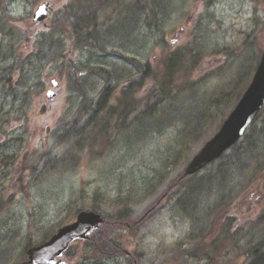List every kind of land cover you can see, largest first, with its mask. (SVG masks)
<instances>
[{
    "label": "rangeland",
    "instance_id": "1",
    "mask_svg": "<svg viewBox=\"0 0 264 264\" xmlns=\"http://www.w3.org/2000/svg\"><path fill=\"white\" fill-rule=\"evenodd\" d=\"M42 1L54 6L47 30L31 22ZM72 2L0 0V264H21L25 249L73 221L78 209L109 214L123 204L134 218L143 215L137 231L113 228L110 238L123 255L95 262L89 256L92 249L78 245L70 264H126L129 257L130 264H240L238 254L250 252L248 246L264 238V108L222 159L161 198L153 210L150 207L218 130L221 122L215 116L224 119L232 109L226 104L224 112L225 97V103H232L240 97L239 83L242 92L250 82L264 50V0H214L208 7L203 0H114L107 9L111 19L100 21L96 32L110 30L108 24L115 18L130 23L124 35L117 36L121 29L114 31L106 51L76 49L69 38L54 35L52 16L70 23L79 14ZM65 5L72 10L66 13ZM60 56L81 68L122 70V78L115 75L111 102H116L121 84L129 86L142 74L144 81L158 78L171 84L168 99L178 103L175 114L169 120L164 111L161 116L167 123L161 126V121L159 129L153 122L137 121L140 135L133 126L121 135L114 128L111 144L105 149L95 146L99 158L84 148L75 152L72 168L62 165V153L77 141V134L61 145H55L53 135L67 128L81 98L77 90L59 87L53 105H46L45 90H54L49 83L55 80L51 63ZM86 73L82 69L79 76ZM103 82L101 75L86 79L94 101ZM43 85L47 87L40 95ZM138 93H147L146 87ZM140 95L132 110L136 116L141 109L150 112L143 101L139 104ZM194 127L201 137L180 157ZM44 153L55 161L35 176L44 167L39 161ZM159 175L166 176L164 184L145 200L147 183ZM233 232L244 235L238 243Z\"/></svg>",
    "mask_w": 264,
    "mask_h": 264
},
{
    "label": "trees",
    "instance_id": "2",
    "mask_svg": "<svg viewBox=\"0 0 264 264\" xmlns=\"http://www.w3.org/2000/svg\"><path fill=\"white\" fill-rule=\"evenodd\" d=\"M211 1H207L206 5H210ZM74 9H76L77 11H79V14H75V16L73 17V22L71 23V28L73 33H76V44L78 47H90V43H91V39L90 38H85V34H84V28H82V25L79 23V15H83V10L84 8L80 6H73ZM63 9L66 10V13H68L69 11L72 10V8L68 5H65L63 7ZM63 14H65L64 10L62 12ZM77 15V17H76ZM52 26L54 27V25H58L60 24L61 26L64 25V23L67 25V20L64 19L63 22H59L55 15L52 17L51 20ZM129 27V24L126 25V28ZM82 30V31H81ZM87 35V34H86ZM73 67L71 66V64L69 62H65L62 63L61 69L58 70L59 71V75L62 76L63 72L68 75V71L70 69H72ZM92 71H97L96 69L92 68ZM111 82V76L109 73L106 74V84L104 85L102 92H101V97L100 99H105L106 97L108 98L110 96V87H109V83ZM11 84H8V87ZM146 87L147 89V93L140 95V93H138V91L140 90L141 87ZM129 88V90H128ZM129 91V92H128ZM79 92L81 93V101L79 103V105L77 106L76 109V120H77V127H76V134H77V141H76V147L77 149H83L85 146V142L88 137V135L86 134L87 130L89 128L92 129H96L98 130V133H96L97 135H103V137L109 142V144L112 143V141L116 138V136H113L111 131H107V119L109 121V123L111 122H115L116 119L113 118L112 116L109 118H106L103 113L104 112H108L109 114H113L116 110H120V116H121V123L119 125H117L120 128L121 132H127L130 127H131V123L136 124L137 121H141L142 124L145 123H152L153 122V126L156 127V129H159L163 124H166L167 122H164V117L161 116V114L166 111V117L170 118L175 114V109L178 105L177 102L169 100L168 98L172 95L173 92V87L171 86V84H166L163 80L158 79V78H153L151 81H144L143 78V74L140 76L139 80L136 81L135 83L131 84L128 86V84H126L125 86H123V89L121 90V92L119 93L118 97L116 98V102L115 103H108V107H106V104L103 101H98L97 103H95L94 107L92 109H90L91 107V100L88 98L86 91H84L83 89H79ZM140 95V100H139V104L141 101H143L146 106L149 108L148 110L151 112V110H154V112L150 113L147 112V110L141 109L138 112V116H136V114H134L132 116V118L127 121L129 119V116L132 115V110H134V107L136 105V97H139ZM116 105V106H114ZM170 107H172L170 113H169V109ZM174 110V111H172ZM92 112V116L87 119L84 120L83 122H81V120L83 119V116L89 114ZM169 115V116H168ZM137 117H140L142 119H139ZM158 117H161V120L158 121ZM147 120L149 122H147ZM161 126H158V124L161 122ZM129 122V123H128ZM83 123V124H82ZM91 126V127H90ZM141 128V127H140ZM133 130H136L138 132H141L140 129L136 126L132 127ZM194 129H196L195 133H191L189 134V136L191 135L192 138L190 139V141L192 142H196L199 137H200V130L197 129V127H194ZM72 130V128L70 127L69 124H67V128H64L63 130L57 131L55 135H53L54 141L55 143L59 144L61 141L66 140L69 135H70V131ZM142 130V129H141ZM131 131V130H130ZM130 131L128 133H130ZM85 135V136H84ZM96 135V136H97ZM190 146L186 147L185 149L189 148ZM40 158H42L43 163H44V167L42 168L41 171H39V176L43 173H45L47 171V166L50 162V154L48 153H44ZM171 161V160H169ZM168 161V162H169ZM167 175V173H166ZM166 176H162L159 175L157 178L153 177L154 180L151 181L150 183L153 185H156L157 183L161 182V180L163 178H165ZM191 179V178H189ZM188 179V180H189ZM186 180V181H188ZM185 181V182H186ZM182 185H184V183H182ZM148 193V192H147ZM129 200V199H127ZM131 202V200H129ZM121 202V198H119L118 203ZM94 209V208H93ZM111 221L113 223V226L109 227L106 229V227L102 228V230H100L97 234L100 235L99 237L96 238V240H103L104 242H106L107 240H110L109 237V232L110 230H112L113 227H121L124 225H134L136 220L131 219V214H130V208H128L125 204H123L120 208H117V211L112 215L111 217ZM105 230V231H104ZM106 246H101L98 247L96 250L101 252V253H105L103 254L104 257L107 256H113V255H117L118 253H120V249L116 246V245H111V244H105ZM192 254L194 253V251L192 250L191 252ZM248 264H264V252H258V254L255 255V257L253 258V260L251 261V263Z\"/></svg>",
    "mask_w": 264,
    "mask_h": 264
},
{
    "label": "water",
    "instance_id": "3",
    "mask_svg": "<svg viewBox=\"0 0 264 264\" xmlns=\"http://www.w3.org/2000/svg\"><path fill=\"white\" fill-rule=\"evenodd\" d=\"M47 3H43L34 13L33 22L46 18ZM264 104V53L254 73L251 83L223 122L219 131L205 143L184 168L183 176H190L206 167L231 148L243 135L245 129L256 117ZM102 223L94 212H80L76 221L60 229L51 240L27 251L29 263L42 264L44 259L51 261L76 239L84 240ZM46 264V263H44Z\"/></svg>",
    "mask_w": 264,
    "mask_h": 264
},
{
    "label": "flooded vegetation",
    "instance_id": "4",
    "mask_svg": "<svg viewBox=\"0 0 264 264\" xmlns=\"http://www.w3.org/2000/svg\"><path fill=\"white\" fill-rule=\"evenodd\" d=\"M48 96H51L50 94H47ZM64 258H66V257H64ZM67 259V262H68V258H66ZM68 264H69V262H68Z\"/></svg>",
    "mask_w": 264,
    "mask_h": 264
}]
</instances>
